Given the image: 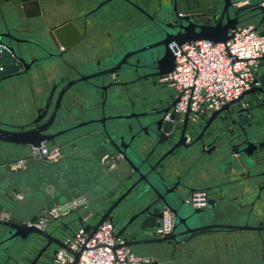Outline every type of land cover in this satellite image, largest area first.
Instances as JSON below:
<instances>
[{"label": "water", "instance_id": "1", "mask_svg": "<svg viewBox=\"0 0 264 264\" xmlns=\"http://www.w3.org/2000/svg\"><path fill=\"white\" fill-rule=\"evenodd\" d=\"M13 2L17 10L28 5L23 19L31 20L41 15L46 1ZM82 2L80 6H90L88 0ZM155 6L154 11L140 6L150 23L138 39L94 65L71 52L81 39L80 27L87 24L76 18L51 23L43 15L47 29L37 39L31 38L29 45L38 50L39 58L15 54L12 46L0 40V80L22 73L25 59L40 61L49 72L42 96L32 100L25 121L0 116V154L5 156L0 163V213H4L0 254L7 255L0 264H53L57 249H68L62 238L81 223V210L51 229L29 222L44 209L73 199L84 200L86 210L93 213L95 222L85 226L90 234L110 219L117 235L124 236L131 247L162 242L176 246L206 231L236 244L238 234L252 236L248 231L255 230L259 243L263 241L264 225L254 220L263 204L260 192L253 188L264 166V130L247 131L248 117L239 113L247 109L234 111L237 127H222L213 137L215 152L208 161L218 172L217 182L209 186L212 196L207 206L192 207L186 202L191 173L188 169L176 172L175 163L199 147L203 150L197 143L200 136L186 142L190 123L187 114L173 110L174 98L159 96L157 105L139 112V88L128 78L141 69L151 70L146 75L155 78L173 70L171 41L225 42L238 24L251 19L256 29L263 27L260 34L264 35L263 0H157ZM90 12L98 24L109 13L102 5ZM256 82L239 98L214 110L206 126L240 99L264 93V68ZM41 144L58 146L59 155L46 159L28 153ZM178 148L183 150L174 151ZM17 159H23L21 166L11 169L9 163ZM255 203L256 207L245 210ZM164 208L173 213L174 225L163 234L159 226ZM51 247L55 249L49 254Z\"/></svg>", "mask_w": 264, "mask_h": 264}, {"label": "built area", "instance_id": "2", "mask_svg": "<svg viewBox=\"0 0 264 264\" xmlns=\"http://www.w3.org/2000/svg\"><path fill=\"white\" fill-rule=\"evenodd\" d=\"M264 5V0H263ZM263 27L256 29V23L238 24L232 36L225 42L210 39L176 43L169 48L175 58L170 72L157 77L158 83L169 87L176 102L173 110L183 116L187 114L190 124L208 118L223 104L239 98L245 90L256 85V78L264 68ZM246 105V102H242ZM30 155L52 159L59 155L58 146L41 144L28 151ZM0 159V163H1ZM23 159L9 163L11 169L21 166ZM208 194L203 188L190 192L186 202L192 207H205ZM84 200L73 199L67 203L44 209L29 224L47 229L59 225L74 211L81 210V223L76 224L62 241L68 247L58 248L53 264H151L152 258L138 254L126 243L110 219H104L90 234L85 226L95 222L93 213L86 210ZM4 213H0L3 217ZM174 225L173 213L164 208L160 218L159 231L168 233ZM73 252H79L76 255Z\"/></svg>", "mask_w": 264, "mask_h": 264}, {"label": "flooded vegetation", "instance_id": "3", "mask_svg": "<svg viewBox=\"0 0 264 264\" xmlns=\"http://www.w3.org/2000/svg\"><path fill=\"white\" fill-rule=\"evenodd\" d=\"M47 1V0H45ZM74 0H72L73 2ZM85 1L86 0H82ZM81 1V2H82ZM90 2V6L86 8V6H80V3H77L78 9L75 10L73 14H71L68 18L75 19L76 21L87 22L85 27L81 28V39L76 43L80 44L86 38V31L88 27H93L95 24H98L93 20V14L90 12L92 9H96L98 5H102L106 11H108V15L106 19L102 21L105 22L107 27V35L108 40L101 47L103 55L98 57H85L84 59L89 62V64H97L98 62L103 60V56L108 54H114L116 52H120L124 50L130 40L138 39L140 35H142L149 26V19L141 10L140 6L144 9L150 11L155 10V5L157 4V0H88ZM75 2H80L79 0H75ZM153 2V4H152ZM83 3V2H82ZM88 4V3H87ZM83 5V4H82ZM29 10L28 5L23 7L21 10L16 8L13 0H0V40L7 43L9 46H12L15 54L28 56L27 58H39L38 50L35 48H31L30 39H37L36 36H40L45 31L44 28L47 29V22L43 15L47 17L45 9L41 6V15H37L31 20L23 19L24 15H26V10ZM118 9L117 11L114 9ZM113 11V12H112ZM89 12L88 14H86ZM112 12V13H111ZM207 16H202L201 18H206ZM67 19V18H66ZM39 28V30L37 29ZM35 36V37H34ZM41 40V38H38ZM24 40H29V42H22ZM36 51V52H35ZM35 52V53H34ZM12 53V50H11ZM21 71L19 75L11 76L8 75L4 79L0 80V100H4L5 102H9L11 97L17 96L19 99L23 100L26 98L28 101H32L33 99H37L42 96L43 88L45 87V82L47 77L49 76V72L46 70L44 64L39 62L30 63L29 60L25 59V66L21 65ZM152 72L151 70L141 69L138 73L129 75V80L134 81V86L139 88V112L148 110L153 106L159 103V93L160 87L163 84L158 83L157 78L148 77L146 74ZM34 82V83H33ZM36 84V86H35ZM35 88L32 89V86ZM38 86V87H37ZM125 97V95H123ZM246 102V105H242V102ZM31 106V105H30ZM238 108H245L246 111L239 112L240 114H246L248 117V121L244 124V126L249 125L247 127V131L249 133L253 132L255 128L264 130V93L258 92L254 94H250L243 99L235 102L229 111L223 112L216 119H213L206 126V119L197 122L196 124H190L185 132L187 137L186 142L192 141L194 138L199 137L197 143L202 147H199L197 152H195L196 156L199 159L207 160L211 156L214 155L215 148L212 139L214 136L218 134V130L220 128L232 129L237 123V117L235 114V110ZM2 109H5V106H0V116L3 114ZM30 109V108H29ZM149 111V110H148ZM251 125V127H250ZM264 137V134L261 135ZM261 138V137H258ZM211 143V144H210ZM210 144V145H208ZM183 150L182 148H178L177 150ZM261 173L257 178V184L254 186V192H260L261 200L260 202H264V166L259 169ZM203 188L207 191L208 199L211 198L212 194L209 190V186L206 187H198ZM194 189L191 186L190 192ZM240 193H236L240 200ZM242 202V201H241ZM206 204V206H207ZM253 204V203H252ZM255 203L253 206L249 205L245 210L252 209L256 207ZM255 222L257 219H254ZM244 221L240 223L243 224ZM252 223V222H251ZM258 224L264 225V219L257 220ZM254 224V223H253ZM223 229L218 228L217 231H221ZM240 231V230H239ZM235 231V232H239ZM246 231V230H244ZM204 233H213V231H206ZM242 233V232H239ZM248 233L252 236H245L242 234L237 235L236 245L239 247L245 246L247 243L248 248H253L256 245V239H258V233L255 230H249ZM264 236V231L261 232ZM238 247V248H239ZM260 248L262 251L261 262L257 264H264V239L260 241ZM55 247H51L48 250V253L51 254ZM250 252V251H249ZM10 253V252H9ZM7 259L6 254H0V262L5 261ZM30 259L27 260V263L30 262Z\"/></svg>", "mask_w": 264, "mask_h": 264}, {"label": "crops", "instance_id": "4", "mask_svg": "<svg viewBox=\"0 0 264 264\" xmlns=\"http://www.w3.org/2000/svg\"><path fill=\"white\" fill-rule=\"evenodd\" d=\"M107 40V27L105 22H101L95 24L93 27H88L86 38L81 41L80 44L75 45L71 52L79 59L90 56L98 57L103 55L104 52L101 51L103 50L101 47L104 46ZM35 86L33 85L32 89L35 88ZM160 88V99L171 100L173 98L172 91L169 87L161 85ZM10 99L9 102L0 100V106L4 105L6 108V110L2 109L3 114L1 116L13 122L25 121L26 117L29 115V108L32 101H28L26 98L24 100L22 98L19 99L17 96H13ZM4 158L5 156L0 154V159L4 160ZM186 169L191 173L189 185L194 188L212 186L217 182L218 172L215 170L213 163L209 162L208 159H199L195 153L188 158H179V160L176 161V172H182ZM261 212L262 213L256 217L257 220L264 219V202ZM54 225H52L50 229L56 227ZM213 233L214 235H212ZM213 233H199L205 236L202 235L200 241L198 240V243L202 246L198 249L201 250L200 253L198 251V253L193 256H190L188 251L179 253V246L182 245L181 247H186L193 237L184 242V244L182 243L176 246L162 242L156 244H137L132 246V249L138 254L150 256L152 258L151 264H161L164 262L165 256L158 255V252L164 247L168 249L167 257H170V262L172 264H179L178 261L180 260V264H257L261 262L262 251L259 239H256V245L253 248H248V243L245 246L239 247L235 244L234 240L227 238L223 239L220 234L216 232ZM195 243H197V241H195Z\"/></svg>", "mask_w": 264, "mask_h": 264}, {"label": "rangeland", "instance_id": "5", "mask_svg": "<svg viewBox=\"0 0 264 264\" xmlns=\"http://www.w3.org/2000/svg\"><path fill=\"white\" fill-rule=\"evenodd\" d=\"M79 1L80 2H75V0L73 2H72V0H47L45 2L44 9H45L46 15L49 18V20L51 21V23H54L57 20H64L65 18H68L71 14H73L75 12V10L78 9V6H76L77 3H81L82 0H79ZM204 234H196L193 237V239L191 241H189V243L186 245V247H181L182 245H180L179 246L180 247L179 253L180 252L184 253V252L188 251V253H190V256L197 254L198 251L200 253L201 250H198V249L201 245L198 243V240L200 241V237ZM212 235H214V233ZM195 241H197V243H195ZM183 244H184V242H183ZM158 255L165 256V258L163 260L164 262L161 264H172L170 262V260H171L170 257H167V255H168L167 247H164L162 250H160L158 252ZM180 261H178L179 264H180Z\"/></svg>", "mask_w": 264, "mask_h": 264}, {"label": "trees", "instance_id": "6", "mask_svg": "<svg viewBox=\"0 0 264 264\" xmlns=\"http://www.w3.org/2000/svg\"><path fill=\"white\" fill-rule=\"evenodd\" d=\"M254 20H255V19L247 20V21L243 22V24L254 23Z\"/></svg>", "mask_w": 264, "mask_h": 264}]
</instances>
